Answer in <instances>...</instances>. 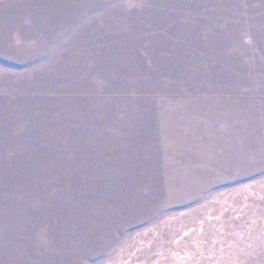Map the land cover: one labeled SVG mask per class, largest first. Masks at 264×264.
<instances>
[{
  "label": "rangeland",
  "instance_id": "374dc122",
  "mask_svg": "<svg viewBox=\"0 0 264 264\" xmlns=\"http://www.w3.org/2000/svg\"><path fill=\"white\" fill-rule=\"evenodd\" d=\"M0 264H264V0H0Z\"/></svg>",
  "mask_w": 264,
  "mask_h": 264
}]
</instances>
